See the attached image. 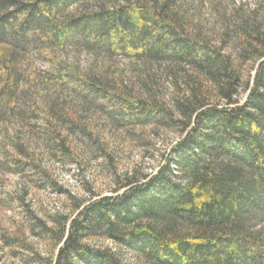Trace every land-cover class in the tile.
Returning <instances> with one entry per match:
<instances>
[{
    "label": "trees",
    "instance_id": "obj_1",
    "mask_svg": "<svg viewBox=\"0 0 264 264\" xmlns=\"http://www.w3.org/2000/svg\"><path fill=\"white\" fill-rule=\"evenodd\" d=\"M183 5L0 0V130L16 100L31 92L42 99L44 86L65 152L70 133L91 137L87 118L95 108L110 109L117 129L152 125L178 135L154 174L125 176L108 196L72 197L69 211L49 223L31 216L55 249L38 256L40 264H125L120 249L139 264H264L262 6L221 13L211 30ZM67 49L98 64L36 72L32 54ZM117 58L167 66L169 105L150 86L149 69L137 73L138 85L123 82L113 70ZM11 150L32 156L16 145Z\"/></svg>",
    "mask_w": 264,
    "mask_h": 264
},
{
    "label": "rangeland",
    "instance_id": "obj_2",
    "mask_svg": "<svg viewBox=\"0 0 264 264\" xmlns=\"http://www.w3.org/2000/svg\"><path fill=\"white\" fill-rule=\"evenodd\" d=\"M213 1L214 7L210 6L211 0H182L183 6L211 30L218 27L219 14L228 15L230 10L241 5L252 9L263 3L262 0ZM262 10L264 15V6ZM31 58L36 72L46 75L55 72L54 65L58 63L80 72L89 65L98 64L97 59L71 49L57 52L53 57L34 53ZM112 65L123 82L136 84L137 81V85V73L149 69L152 73L150 86L169 105L174 92L165 77L167 66H148L126 58L114 59ZM41 88L47 92L44 86ZM45 92L42 99L31 92L28 98L16 100L14 115L1 126L0 264H40L37 257L52 255L55 249L34 227L31 216L49 223L53 217L69 211L72 197L86 201L93 195L108 196L125 176L140 178L144 174H154L169 148L178 140L176 131L152 125L117 129L111 122L110 109L105 112L95 108L87 118L91 137L70 133L66 143L71 151L65 152L59 148L63 130L47 114ZM245 95L241 88L240 99ZM12 145L24 148L32 156L18 157L12 152ZM7 164L9 169L3 167ZM102 243L114 248L111 242ZM119 251L125 264H139L130 252Z\"/></svg>",
    "mask_w": 264,
    "mask_h": 264
}]
</instances>
